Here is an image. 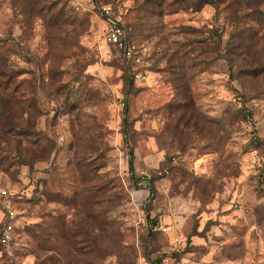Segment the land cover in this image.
Segmentation results:
<instances>
[{"label":"rangeland","instance_id":"1","mask_svg":"<svg viewBox=\"0 0 264 264\" xmlns=\"http://www.w3.org/2000/svg\"><path fill=\"white\" fill-rule=\"evenodd\" d=\"M204 1L0 0V264H264V0Z\"/></svg>","mask_w":264,"mask_h":264},{"label":"built area","instance_id":"2","mask_svg":"<svg viewBox=\"0 0 264 264\" xmlns=\"http://www.w3.org/2000/svg\"><path fill=\"white\" fill-rule=\"evenodd\" d=\"M101 15L106 21V40L115 44L122 50L124 57L130 62H138L140 55L137 46L128 38L124 26L112 15L109 5H103L100 8ZM136 80L143 81L146 76L140 72H133ZM9 194L6 190L0 191L2 201L3 221L0 225V244H9L13 239L14 225L17 212L8 203Z\"/></svg>","mask_w":264,"mask_h":264},{"label":"trees","instance_id":"3","mask_svg":"<svg viewBox=\"0 0 264 264\" xmlns=\"http://www.w3.org/2000/svg\"><path fill=\"white\" fill-rule=\"evenodd\" d=\"M204 2H207V0H205ZM112 45H114L115 47H117L115 44H112ZM118 48V47H117ZM118 50L121 52V54H122V56H123V58H125L124 57V55H123V53H122V50L120 49V48H118ZM126 59V58H125ZM127 60V59H126ZM127 62H130V61H128L127 60ZM132 72V76H133V72H135V71H131ZM129 80H132L131 78H129ZM7 80H5V81H2V82H0V97L1 96H3V98L5 99V101L7 100L4 96L5 95H10V94H14L15 92H14V90L13 89H11V90H8V88H7ZM5 94V95H4ZM8 115L9 114H6V119H9V117H8ZM0 117L2 118L3 117V114L1 113V111H0ZM9 128H10V126H9ZM7 129V128H6ZM10 130L12 131L13 129H12V127L10 128ZM10 130H4V131H6V132H10Z\"/></svg>","mask_w":264,"mask_h":264}]
</instances>
